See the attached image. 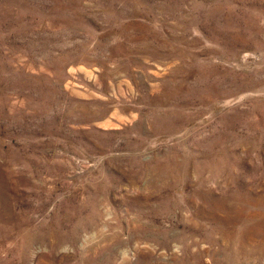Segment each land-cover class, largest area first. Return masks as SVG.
<instances>
[{
	"label": "rangeland",
	"instance_id": "obj_1",
	"mask_svg": "<svg viewBox=\"0 0 264 264\" xmlns=\"http://www.w3.org/2000/svg\"><path fill=\"white\" fill-rule=\"evenodd\" d=\"M0 264H264V0H0Z\"/></svg>",
	"mask_w": 264,
	"mask_h": 264
}]
</instances>
